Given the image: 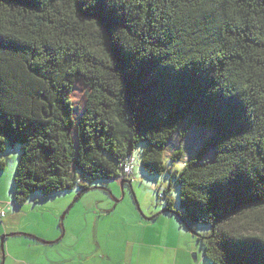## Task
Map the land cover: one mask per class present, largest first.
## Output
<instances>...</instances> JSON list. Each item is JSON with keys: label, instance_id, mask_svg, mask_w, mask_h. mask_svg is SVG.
<instances>
[{"label": "trees", "instance_id": "obj_1", "mask_svg": "<svg viewBox=\"0 0 264 264\" xmlns=\"http://www.w3.org/2000/svg\"><path fill=\"white\" fill-rule=\"evenodd\" d=\"M187 121L211 138L170 174L165 153ZM5 151L18 155L14 208L81 197L135 153L168 177V212L173 182L206 264H264V0H0Z\"/></svg>", "mask_w": 264, "mask_h": 264}, {"label": "crops", "instance_id": "obj_2", "mask_svg": "<svg viewBox=\"0 0 264 264\" xmlns=\"http://www.w3.org/2000/svg\"><path fill=\"white\" fill-rule=\"evenodd\" d=\"M11 193L0 173V204L10 206L0 220V264H206L173 208L145 218L99 201L73 210L58 196L14 208Z\"/></svg>", "mask_w": 264, "mask_h": 264}, {"label": "rangeland", "instance_id": "obj_3", "mask_svg": "<svg viewBox=\"0 0 264 264\" xmlns=\"http://www.w3.org/2000/svg\"><path fill=\"white\" fill-rule=\"evenodd\" d=\"M85 94L86 88L83 86V84H75L74 90L70 95V99L74 106L79 110L83 106ZM190 128V122L187 121L186 125L180 129V135L182 136L180 137L178 134H176L168 145V150L165 153L164 163L170 174L180 171L183 164L193 159L200 151L202 145L211 138L209 134L200 133V131L195 132V130L193 131ZM179 150L181 151V157L178 159V161L172 163L171 159H176L173 157L174 152ZM0 157L5 163V169L2 173V178L7 180L11 187L12 179L15 175V167L18 155L5 151V153ZM210 160L211 152H208V154L203 157V161L209 163ZM168 183L169 179L167 176L157 178L149 176L143 172L140 168L139 158L137 157L130 186L125 185L123 190L120 188V182L115 179L111 181H95L90 184H85L89 187V190L81 195V197H78V189H73L69 192H62L57 196L62 197L64 201H68L70 199V204L74 205L73 210H86V208L90 210L92 208V203L99 201V206L105 207V205L110 204L111 207L116 206L117 210L123 209L132 213H138L141 216L145 214L144 216L147 218L146 215H155L165 210V201H159L158 196H160L164 190H167ZM171 189L172 192L167 193V198H171L174 201L173 209L177 210L178 194L173 182H171ZM43 202H48V199L44 200ZM10 203H12V201ZM79 217L82 218L84 216L81 214ZM89 217L90 216H88V218ZM198 232L202 234L208 232V230L199 228ZM186 234H188L190 237H193L190 232ZM2 238L4 237L2 236ZM196 249V253L202 251L197 244ZM198 258H200V255Z\"/></svg>", "mask_w": 264, "mask_h": 264}, {"label": "built area", "instance_id": "obj_4", "mask_svg": "<svg viewBox=\"0 0 264 264\" xmlns=\"http://www.w3.org/2000/svg\"><path fill=\"white\" fill-rule=\"evenodd\" d=\"M137 157L138 156L135 153H131V155L126 157V159L121 162V164L119 165V170L117 172L119 181H131ZM9 208V204H0V219H3L5 217L6 212Z\"/></svg>", "mask_w": 264, "mask_h": 264}, {"label": "water", "instance_id": "obj_5", "mask_svg": "<svg viewBox=\"0 0 264 264\" xmlns=\"http://www.w3.org/2000/svg\"><path fill=\"white\" fill-rule=\"evenodd\" d=\"M124 185H126V183L120 182V188H121V190H123ZM3 240H4V238H1V245L3 244Z\"/></svg>", "mask_w": 264, "mask_h": 264}, {"label": "clouds", "instance_id": "obj_6", "mask_svg": "<svg viewBox=\"0 0 264 264\" xmlns=\"http://www.w3.org/2000/svg\"><path fill=\"white\" fill-rule=\"evenodd\" d=\"M117 180H118V178H117ZM118 181H119V180H118ZM119 182H124V181H119ZM124 183H126V185H127V184L130 185L131 181H130V182H124Z\"/></svg>", "mask_w": 264, "mask_h": 264}]
</instances>
